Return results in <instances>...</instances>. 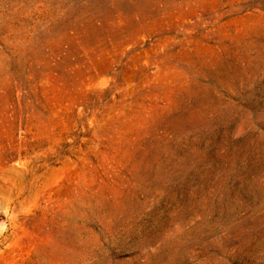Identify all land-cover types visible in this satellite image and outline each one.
Masks as SVG:
<instances>
[{
	"label": "rangeland",
	"instance_id": "rangeland-1",
	"mask_svg": "<svg viewBox=\"0 0 264 264\" xmlns=\"http://www.w3.org/2000/svg\"><path fill=\"white\" fill-rule=\"evenodd\" d=\"M0 264H264V0H0Z\"/></svg>",
	"mask_w": 264,
	"mask_h": 264
}]
</instances>
